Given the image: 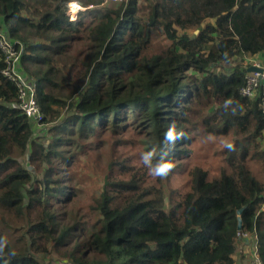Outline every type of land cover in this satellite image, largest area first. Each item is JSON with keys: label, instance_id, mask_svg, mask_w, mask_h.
Here are the masks:
<instances>
[{"label": "trees", "instance_id": "trees-1", "mask_svg": "<svg viewBox=\"0 0 264 264\" xmlns=\"http://www.w3.org/2000/svg\"><path fill=\"white\" fill-rule=\"evenodd\" d=\"M71 1L0 0L43 114L19 107L0 50V264H235L255 237L264 264V84L240 94L264 0H74L75 17ZM128 124L139 156L76 170L90 137L126 142ZM193 133L220 141V164L174 187Z\"/></svg>", "mask_w": 264, "mask_h": 264}, {"label": "rangeland", "instance_id": "rangeland-1", "mask_svg": "<svg viewBox=\"0 0 264 264\" xmlns=\"http://www.w3.org/2000/svg\"><path fill=\"white\" fill-rule=\"evenodd\" d=\"M74 1V0H72ZM68 17V16H67ZM68 19H71L68 17ZM255 58V57H254ZM258 58V57H257ZM264 63V55L261 57ZM27 65V64H26ZM33 68V64H28ZM56 122V119L53 121L47 122L44 127H50L52 124ZM129 124L126 125L124 128H121L116 133L119 137H126L129 139L126 142H114L111 135L107 132H103L102 139L98 145H93L95 142L92 141V137H90L91 142L87 145V150L84 155L79 156V161L77 162V168L81 174H90V169L93 164H96L98 170H102L106 168V164L111 157V152L114 150L115 155L118 157L119 154H122L125 157H134L139 156L138 153L141 152V143L140 137L137 135L135 130L127 129ZM41 131V130H39ZM48 133V132H47ZM115 137V136H114ZM221 146V143L218 139H215L209 133H199V134H192L190 138V143L187 144V148L190 149L192 152L190 155L185 156L182 160L185 166L182 168L175 170L171 177V185L174 187H181L182 184L184 185L187 182V168L189 164L196 163L201 164L204 167H208L214 169L217 165L220 164V156L218 155V148ZM68 151L70 149H67ZM140 161V158H135ZM188 164V165H187ZM90 177L85 178L84 180L87 181L86 186L93 188V186H89L88 180ZM83 204L86 205L88 202V197L84 199ZM84 212H87V209H84ZM92 217H89L88 220H91ZM51 261V257L45 256L44 257V264H49Z\"/></svg>", "mask_w": 264, "mask_h": 264}, {"label": "built area", "instance_id": "built-area-1", "mask_svg": "<svg viewBox=\"0 0 264 264\" xmlns=\"http://www.w3.org/2000/svg\"><path fill=\"white\" fill-rule=\"evenodd\" d=\"M107 1V0H106ZM118 1V0H108ZM69 7L76 5L77 11L85 9L75 1L68 3ZM74 14V17L76 15ZM69 17V16H68ZM72 19V18H71ZM0 50L4 55L5 68L2 70L4 76L10 79L17 88V97L19 100V107L32 120L40 122L42 119V112L37 102V84L33 78L23 73L20 70L19 58L22 49L15 47L14 42L8 39L4 33H0ZM263 59L251 58L249 59V66L258 68V71H251L245 73V83L240 88L242 96H253L259 85L264 84V63ZM256 237L253 242L252 264H262V261L257 255Z\"/></svg>", "mask_w": 264, "mask_h": 264}, {"label": "crops", "instance_id": "crops-1", "mask_svg": "<svg viewBox=\"0 0 264 264\" xmlns=\"http://www.w3.org/2000/svg\"><path fill=\"white\" fill-rule=\"evenodd\" d=\"M71 8H76L71 6ZM257 57H263V54H257ZM251 240H242L238 245L236 252L233 257L235 264H252V252H253V242Z\"/></svg>", "mask_w": 264, "mask_h": 264}, {"label": "water", "instance_id": "water-1", "mask_svg": "<svg viewBox=\"0 0 264 264\" xmlns=\"http://www.w3.org/2000/svg\"><path fill=\"white\" fill-rule=\"evenodd\" d=\"M247 72H251V71H258V68L254 67V66H249L246 70ZM29 168L31 169L32 167L29 166ZM246 206H243L242 208L237 210V219H238V229L240 230L242 227V219H241V214L243 212V210L245 209Z\"/></svg>", "mask_w": 264, "mask_h": 264}, {"label": "clouds", "instance_id": "clouds-1", "mask_svg": "<svg viewBox=\"0 0 264 264\" xmlns=\"http://www.w3.org/2000/svg\"><path fill=\"white\" fill-rule=\"evenodd\" d=\"M170 168H171V164H169L167 167H165L163 169H161V168L152 169L151 172L155 176L163 177L167 174V171L170 170Z\"/></svg>", "mask_w": 264, "mask_h": 264}, {"label": "bare ground", "instance_id": "bare-ground-1", "mask_svg": "<svg viewBox=\"0 0 264 264\" xmlns=\"http://www.w3.org/2000/svg\"><path fill=\"white\" fill-rule=\"evenodd\" d=\"M73 6H75L76 8H71V7H70V11H71V14L74 16V14H75L76 11H77V6H76V5H73Z\"/></svg>", "mask_w": 264, "mask_h": 264}]
</instances>
